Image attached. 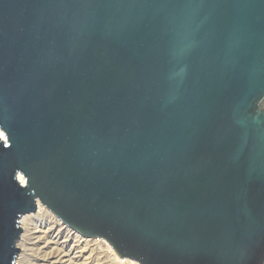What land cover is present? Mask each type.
Instances as JSON below:
<instances>
[{
	"label": "water",
	"instance_id": "obj_1",
	"mask_svg": "<svg viewBox=\"0 0 264 264\" xmlns=\"http://www.w3.org/2000/svg\"><path fill=\"white\" fill-rule=\"evenodd\" d=\"M263 98L264 0H0V264L38 202L138 264H263Z\"/></svg>",
	"mask_w": 264,
	"mask_h": 264
},
{
	"label": "rangeland",
	"instance_id": "obj_2",
	"mask_svg": "<svg viewBox=\"0 0 264 264\" xmlns=\"http://www.w3.org/2000/svg\"><path fill=\"white\" fill-rule=\"evenodd\" d=\"M260 108L264 109V98ZM21 221H26V223L21 228L15 242L18 248L16 258L21 254L20 241L25 236L32 264H49V262H53L52 264L120 263L117 258L113 259V256L116 255L114 251L107 250L106 241L101 238H87L75 233L62 224L40 202L37 204V210L34 213L21 216L19 222Z\"/></svg>",
	"mask_w": 264,
	"mask_h": 264
},
{
	"label": "bare ground",
	"instance_id": "obj_3",
	"mask_svg": "<svg viewBox=\"0 0 264 264\" xmlns=\"http://www.w3.org/2000/svg\"><path fill=\"white\" fill-rule=\"evenodd\" d=\"M0 138L2 139V140H5V135H4V133L1 131V133H0ZM16 178H17V180H18V182H19V184L20 185H24L25 184V178L21 175V174H17V176H16ZM26 220V219H25ZM27 221V220H26ZM26 221L24 222V221H21V222H19L20 224V228H23L24 227V224L26 223ZM25 229V228H24ZM26 231V230H25ZM28 232V231H27ZM43 238V237H42ZM39 240L41 239V238H38ZM38 240V241H39ZM104 244H105V242H104ZM108 244V243H107ZM106 244V248H107V250L108 251H111L112 249H111V246L108 244L107 245ZM20 246H21V254L19 255V257H17L16 258V261H15V263L17 264L18 262L20 263V264H32L31 263V259H30V257H29V254H28V246H27V244H26V237L25 236H23L22 238H21V241H20ZM30 251V250H29ZM113 251V250H112ZM60 258H62V257H60ZM118 259L119 260V258L116 256V255H114L113 256V259ZM95 261H97V260H95ZM94 261V262H95ZM61 262V261H60ZM118 262H120V260L118 261ZM18 263V264H19ZM53 262H49V264H52ZM81 264V263H80ZM84 264V263H83ZM120 264V263H119ZM129 264H130V262H129Z\"/></svg>",
	"mask_w": 264,
	"mask_h": 264
},
{
	"label": "built area",
	"instance_id": "obj_4",
	"mask_svg": "<svg viewBox=\"0 0 264 264\" xmlns=\"http://www.w3.org/2000/svg\"><path fill=\"white\" fill-rule=\"evenodd\" d=\"M119 260H120V264H138L136 261H133V260H130L128 258H120L119 257Z\"/></svg>",
	"mask_w": 264,
	"mask_h": 264
}]
</instances>
